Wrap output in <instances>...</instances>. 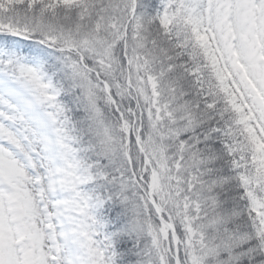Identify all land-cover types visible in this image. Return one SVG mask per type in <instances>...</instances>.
Segmentation results:
<instances>
[{"label":"snow or ice","instance_id":"obj_1","mask_svg":"<svg viewBox=\"0 0 264 264\" xmlns=\"http://www.w3.org/2000/svg\"><path fill=\"white\" fill-rule=\"evenodd\" d=\"M0 264H264V0H0Z\"/></svg>","mask_w":264,"mask_h":264}]
</instances>
